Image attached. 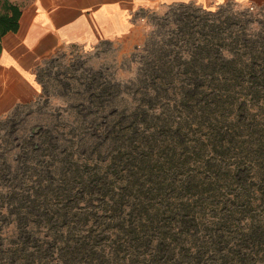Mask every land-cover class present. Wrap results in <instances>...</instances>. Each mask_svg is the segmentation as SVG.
Masks as SVG:
<instances>
[{
	"label": "rangeland",
	"instance_id": "rangeland-1",
	"mask_svg": "<svg viewBox=\"0 0 264 264\" xmlns=\"http://www.w3.org/2000/svg\"><path fill=\"white\" fill-rule=\"evenodd\" d=\"M38 81L0 116V264H264V5L142 8Z\"/></svg>",
	"mask_w": 264,
	"mask_h": 264
},
{
	"label": "crops",
	"instance_id": "crops-1",
	"mask_svg": "<svg viewBox=\"0 0 264 264\" xmlns=\"http://www.w3.org/2000/svg\"><path fill=\"white\" fill-rule=\"evenodd\" d=\"M184 1L190 0H22L17 30L0 39V116L37 99L39 68L67 45L133 33L142 8ZM194 1L211 6L229 0ZM234 1L264 5V0Z\"/></svg>",
	"mask_w": 264,
	"mask_h": 264
},
{
	"label": "trees",
	"instance_id": "trees-1",
	"mask_svg": "<svg viewBox=\"0 0 264 264\" xmlns=\"http://www.w3.org/2000/svg\"><path fill=\"white\" fill-rule=\"evenodd\" d=\"M19 16L20 8L15 4H8L7 10L0 12V39L6 32L17 30Z\"/></svg>",
	"mask_w": 264,
	"mask_h": 264
},
{
	"label": "built area",
	"instance_id": "built-area-1",
	"mask_svg": "<svg viewBox=\"0 0 264 264\" xmlns=\"http://www.w3.org/2000/svg\"><path fill=\"white\" fill-rule=\"evenodd\" d=\"M249 7H250L251 9H254L255 6H254L253 4L250 3V4H249Z\"/></svg>",
	"mask_w": 264,
	"mask_h": 264
}]
</instances>
